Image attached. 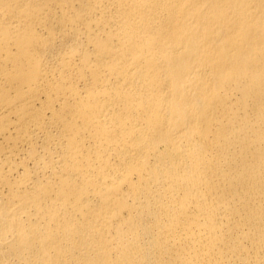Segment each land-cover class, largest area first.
<instances>
[{"label": "bare ground", "instance_id": "obj_1", "mask_svg": "<svg viewBox=\"0 0 264 264\" xmlns=\"http://www.w3.org/2000/svg\"><path fill=\"white\" fill-rule=\"evenodd\" d=\"M0 264H264V0H0Z\"/></svg>", "mask_w": 264, "mask_h": 264}]
</instances>
